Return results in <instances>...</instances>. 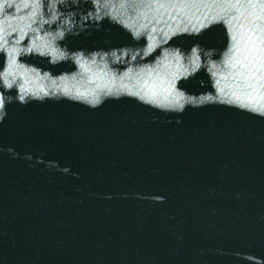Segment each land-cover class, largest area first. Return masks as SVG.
<instances>
[{
  "label": "water",
  "instance_id": "water-1",
  "mask_svg": "<svg viewBox=\"0 0 264 264\" xmlns=\"http://www.w3.org/2000/svg\"><path fill=\"white\" fill-rule=\"evenodd\" d=\"M36 2L47 15L49 0H0V34L31 11L15 5ZM92 8L90 0L61 6L74 13L75 25L61 48L87 56L146 46V35L134 40L108 19L83 21ZM204 33L210 39H201ZM229 44L219 21L160 46L185 56L199 46L201 68L176 84L185 93L183 111L161 110L125 93L106 96V89L97 107L90 97L62 95L8 104L0 123V264H264V115L221 97L204 55L212 51L210 58L219 60ZM159 51L117 64L109 56V67L120 75ZM5 59L0 52V68ZM21 59L54 76L77 71L71 60ZM238 83L226 91H253L243 79ZM207 94L213 99L188 102Z\"/></svg>",
  "mask_w": 264,
  "mask_h": 264
},
{
  "label": "clouds",
  "instance_id": "clouds-1",
  "mask_svg": "<svg viewBox=\"0 0 264 264\" xmlns=\"http://www.w3.org/2000/svg\"><path fill=\"white\" fill-rule=\"evenodd\" d=\"M90 2L93 8L81 15L83 21L93 19L99 23L108 19L130 30L134 40H140L146 35V46L136 51L122 49L120 55H117L116 50L110 53L96 51L87 56L83 51L70 53L66 48H61L59 41L64 40L75 26L74 13L62 11L61 6H76L79 0H49L47 15L42 11L40 2L15 5L18 11H31L18 21L10 20L8 28L0 34V52L6 56L0 68V89L3 90L0 91V123L8 116L7 105L14 101L26 104L29 98L43 101L45 98L62 95L82 101L90 97L88 103L97 107L102 102L98 93L105 89L106 96L115 95L119 98L120 93H125L161 110L183 111L185 105L181 101L185 93L177 90L176 84L181 77H187L189 73H195L201 68L199 46L193 47L188 56L179 48L160 46L167 44L178 33L199 34L201 29L212 22L223 21L230 35V44L221 54V59H211L212 51L204 53L208 57L207 72L215 80L214 87L221 97L231 96L229 103L233 101L237 93L226 89L239 87L241 79L246 87V81L257 72L264 79V0L253 4L241 3L239 0H216L203 4L173 0ZM5 7L11 9L14 5L8 3ZM191 9L202 11L193 13ZM54 24L56 27L53 29L51 26ZM13 33H17V36L9 41L8 37ZM29 33L31 36L25 45ZM158 48L159 54L153 61L135 67L129 65L120 75L109 67V56L112 64L124 63L125 57L136 61L140 56L143 60ZM24 56L47 57V62L52 65L71 60L77 66V71L61 72L54 76L35 63L22 60ZM207 98H213L212 94L202 96L199 101L189 99L188 102L202 104L201 101L209 100ZM240 98L246 99L241 95ZM178 103L182 107H177ZM180 122L177 120V123Z\"/></svg>",
  "mask_w": 264,
  "mask_h": 264
},
{
  "label": "snow or ice",
  "instance_id": "snow-or-ice-1",
  "mask_svg": "<svg viewBox=\"0 0 264 264\" xmlns=\"http://www.w3.org/2000/svg\"><path fill=\"white\" fill-rule=\"evenodd\" d=\"M262 0H247V2H241L245 4L261 3ZM201 39H210L209 33H204ZM255 81V83H252ZM246 88H251L253 91L246 94V99H241L239 94H234L236 98L230 103L237 102L244 108H247L253 112H257L261 115H264V79H261L260 73H255L254 76H250L248 81H246ZM213 99V98H207ZM247 102H244V101ZM95 102V101H93ZM204 102V101H201ZM177 107H182L179 103Z\"/></svg>",
  "mask_w": 264,
  "mask_h": 264
}]
</instances>
